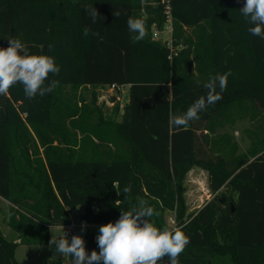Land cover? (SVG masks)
Segmentation results:
<instances>
[{"label":"trees","instance_id":"trees-1","mask_svg":"<svg viewBox=\"0 0 264 264\" xmlns=\"http://www.w3.org/2000/svg\"><path fill=\"white\" fill-rule=\"evenodd\" d=\"M243 3L0 0V47L18 37L31 54L53 56L60 72L50 75L46 85L55 80L73 88L129 89L115 125L125 150L98 148L89 158L77 157L80 142L70 139L69 132L67 152L47 145L58 135L57 125L66 129L73 123L66 103L48 108L45 99L50 93L29 99L21 84L0 95V197L9 204L8 225L20 235V241H12L0 230V264H22L15 259L17 246L49 242L50 229L68 225L70 210L78 205L86 204L82 222L104 223L134 207L138 197L158 213L151 218L157 227H167L165 212H175L190 240L179 264H215L223 259L264 264V40L248 32L252 25L240 12ZM167 5L172 46L153 38L154 30L167 23ZM86 6L97 9V23H92ZM129 17L146 19L149 35L143 41L131 39ZM85 27L99 36L85 37ZM229 70L232 75L220 101L186 128L169 125L170 114L185 112L206 95L203 84L210 74ZM86 116L81 113L77 119ZM239 120H247L257 131L242 154L229 133L218 132ZM45 127L52 131L49 140L44 137ZM20 144L27 156L33 147L34 161H23ZM39 147L44 148V156ZM193 167L208 171L214 197L192 224L184 225V183ZM129 184L132 191L126 195L123 188ZM222 188L229 194H219ZM85 237L88 252L99 251L95 235Z\"/></svg>","mask_w":264,"mask_h":264},{"label":"clouds","instance_id":"clouds-1","mask_svg":"<svg viewBox=\"0 0 264 264\" xmlns=\"http://www.w3.org/2000/svg\"><path fill=\"white\" fill-rule=\"evenodd\" d=\"M85 12L92 23H97L99 13L96 8L86 6ZM240 12L246 22L252 25L248 32L264 40V0H244ZM119 17L120 12L115 11ZM128 31L134 42H141L148 37L146 19L129 17ZM99 36L85 27L83 35ZM51 49V45H49ZM60 66L55 58L44 54H31L28 46L18 37L8 39L7 47H0V95H7L16 84L23 86L24 94L29 99L51 93L57 86L52 80L45 84L50 75H57ZM231 71L223 74L209 75L203 87L206 95L197 98L185 112L169 115V125L175 128H186L191 121L199 120L200 113L222 99L221 93L226 90ZM219 88L220 91H217ZM132 191L131 184L123 188L124 194ZM119 195V191H117ZM158 215L155 209L143 198H137V204L128 211H121L115 222H108L99 227L96 243L99 251L89 253L81 235H72L71 241L65 230L59 235H52L49 247L63 257H70L71 264H179V257L190 243L189 237L180 227L169 229L157 227L151 220ZM86 222L81 231L86 230Z\"/></svg>","mask_w":264,"mask_h":264},{"label":"rangeland","instance_id":"rangeland-1","mask_svg":"<svg viewBox=\"0 0 264 264\" xmlns=\"http://www.w3.org/2000/svg\"><path fill=\"white\" fill-rule=\"evenodd\" d=\"M168 36L162 34L159 39L163 44L168 42ZM172 41V39H171ZM172 46V42H170ZM182 46L177 47V51ZM128 87L124 86L121 91H114L109 86H78L73 88L69 85H57L56 88L45 99L48 104V108L56 106L64 107V104L70 107L71 116L73 115V123H68L67 128L57 125L58 135L53 141H49L47 145L50 148H58L61 153L67 152V144L65 143L68 137L67 132L71 134L70 139H74L76 142H80V148L76 149L77 157H90L96 149H109L114 152L120 153L125 150L126 144L122 137L116 134L115 125L120 122L121 115L123 113V107L128 101ZM110 96H115L116 100L113 102L110 100ZM93 113L91 114V111ZM87 114L86 118L77 119L81 114ZM80 120L83 121L82 128ZM51 122H49L50 124ZM109 123V124H108ZM261 124V123H260ZM62 128V129H61ZM95 129L91 132L89 129ZM45 140H49L53 135L49 127L43 129ZM220 133H229L239 146V153H245L250 147L253 133L257 134L256 127L252 126L247 120H239L234 126L227 125L226 128L219 129ZM40 144L41 142L38 141ZM22 145H19V153L23 161H34L33 147H30L28 156L21 151H25ZM40 153L44 156L43 147H39ZM97 154V153H96ZM208 171L200 167H193L188 173L184 183V200L186 204V213L183 219L184 225L192 224L193 219L198 215L200 209L207 205L214 197L208 184ZM227 188H222L219 194L228 193ZM234 195V194H233ZM86 211V204L78 205L70 210L71 221L76 224H82L81 216ZM191 214V218H187ZM9 216V204L6 200L0 198V230L2 233L12 241H20V235L12 230L8 225ZM164 223L169 229H174L179 226L176 221L175 212H165ZM63 230L67 233V238L71 241V236L66 229V226H58L51 228L49 231L50 241L52 235L59 236ZM91 231L95 233V236L99 234V228L93 227ZM85 234L82 232V237L85 240V246L87 248V241ZM37 235H40L39 232ZM15 259L22 264H71L70 257H63L59 253H56L53 248L49 247V242L41 243H29L19 244L15 249ZM61 261L60 263H57ZM215 264H233L230 261L220 260Z\"/></svg>","mask_w":264,"mask_h":264},{"label":"built area","instance_id":"built-area-1","mask_svg":"<svg viewBox=\"0 0 264 264\" xmlns=\"http://www.w3.org/2000/svg\"><path fill=\"white\" fill-rule=\"evenodd\" d=\"M165 13L167 15V23L162 29H160V30L155 29L154 30L153 38L157 40V39H159V37L162 34H166L168 36V38H167L168 42H166V44L168 46H171L170 42H172L171 39H172L173 27H172L171 9H170V7L168 5L166 6ZM169 59H172V57L170 56ZM109 88L114 90V91H118L119 92V91L122 90L123 87H117L115 85H111V86H109ZM93 209H95V207H93ZM117 219H118V217L113 219L111 222H115ZM83 223H85V222H83ZM107 223L108 222L96 223V224L95 223H86L87 227H86V230H84V233L86 231L87 234L88 233H93L95 235V233L91 231V228H93V227H98L99 228L101 225H104V224H107ZM81 225L82 224H76L73 221H71L68 225H66V229L68 230L69 235L71 237H72V235H81L82 236V232L83 231H81ZM87 234H85V236ZM95 237H97V235Z\"/></svg>","mask_w":264,"mask_h":264},{"label":"water","instance_id":"water-1","mask_svg":"<svg viewBox=\"0 0 264 264\" xmlns=\"http://www.w3.org/2000/svg\"><path fill=\"white\" fill-rule=\"evenodd\" d=\"M110 100L114 102L116 100L115 96H110Z\"/></svg>","mask_w":264,"mask_h":264},{"label":"crops","instance_id":"crops-1","mask_svg":"<svg viewBox=\"0 0 264 264\" xmlns=\"http://www.w3.org/2000/svg\"><path fill=\"white\" fill-rule=\"evenodd\" d=\"M128 101H126V103H127ZM1 198V197H0ZM2 199V198H1ZM4 200V199H3Z\"/></svg>","mask_w":264,"mask_h":264}]
</instances>
